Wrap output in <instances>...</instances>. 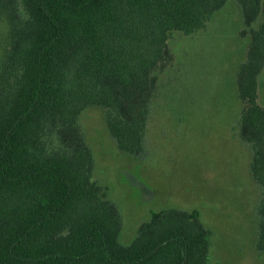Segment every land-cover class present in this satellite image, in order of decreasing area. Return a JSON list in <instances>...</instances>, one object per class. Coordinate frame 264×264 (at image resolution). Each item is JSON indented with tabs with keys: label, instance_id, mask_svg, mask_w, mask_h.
<instances>
[{
	"label": "trees",
	"instance_id": "trees-1",
	"mask_svg": "<svg viewBox=\"0 0 264 264\" xmlns=\"http://www.w3.org/2000/svg\"><path fill=\"white\" fill-rule=\"evenodd\" d=\"M226 2L0 0V264H208L211 230L196 208L152 211L121 242L122 214L94 178L81 116L102 109L118 147L142 155L172 35L205 29ZM238 2L250 37L239 135L264 190V0ZM258 213L264 251V193Z\"/></svg>",
	"mask_w": 264,
	"mask_h": 264
},
{
	"label": "rangeland",
	"instance_id": "rangeland-1",
	"mask_svg": "<svg viewBox=\"0 0 264 264\" xmlns=\"http://www.w3.org/2000/svg\"><path fill=\"white\" fill-rule=\"evenodd\" d=\"M243 28L238 0H227L205 29L174 32V59L159 74L142 155L118 147L102 109L89 108L81 116L95 158L94 178L122 214V243L132 242L152 211L196 208L211 230L208 264H264V251L257 248L264 190L253 178L252 149L238 126L237 71L250 42ZM4 35L0 23V56ZM258 93L264 105V68Z\"/></svg>",
	"mask_w": 264,
	"mask_h": 264
}]
</instances>
